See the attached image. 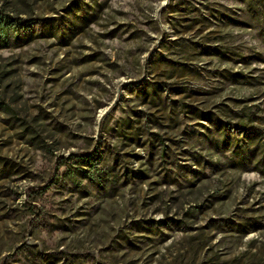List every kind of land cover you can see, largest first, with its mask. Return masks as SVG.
Returning <instances> with one entry per match:
<instances>
[{
	"label": "rangeland",
	"instance_id": "rangeland-1",
	"mask_svg": "<svg viewBox=\"0 0 264 264\" xmlns=\"http://www.w3.org/2000/svg\"><path fill=\"white\" fill-rule=\"evenodd\" d=\"M0 18V264H264V0Z\"/></svg>",
	"mask_w": 264,
	"mask_h": 264
},
{
	"label": "trees",
	"instance_id": "trees-1",
	"mask_svg": "<svg viewBox=\"0 0 264 264\" xmlns=\"http://www.w3.org/2000/svg\"><path fill=\"white\" fill-rule=\"evenodd\" d=\"M11 19L3 20V18H0V34L2 36H6L8 31L12 27Z\"/></svg>",
	"mask_w": 264,
	"mask_h": 264
}]
</instances>
